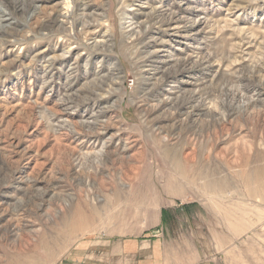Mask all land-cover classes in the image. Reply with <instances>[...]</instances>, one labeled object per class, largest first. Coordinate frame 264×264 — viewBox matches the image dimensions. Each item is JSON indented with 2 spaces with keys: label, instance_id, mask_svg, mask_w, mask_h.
Segmentation results:
<instances>
[{
  "label": "rangeland",
  "instance_id": "rangeland-1",
  "mask_svg": "<svg viewBox=\"0 0 264 264\" xmlns=\"http://www.w3.org/2000/svg\"><path fill=\"white\" fill-rule=\"evenodd\" d=\"M257 151L264 0H0V264H262Z\"/></svg>",
  "mask_w": 264,
  "mask_h": 264
},
{
  "label": "bare ground",
  "instance_id": "bare-ground-1",
  "mask_svg": "<svg viewBox=\"0 0 264 264\" xmlns=\"http://www.w3.org/2000/svg\"><path fill=\"white\" fill-rule=\"evenodd\" d=\"M264 158V152L262 151H257L256 152V156L255 158H249V157H242L239 158V160L236 162V166H239L241 168V171L238 173V175H232V176H227L228 178H221L218 177L217 174H215L214 172H218L219 171V165H217L214 168H212L211 175L209 178V183H207V185H202L205 186V192H208L209 195L211 193H217L221 188H223L225 186L226 182H229L231 184V182H233V186H236L237 182H245L246 183V189L247 190V196L249 197H255V196H260L262 199L264 197V162L263 161ZM216 165V164H215ZM214 165V166H215ZM213 166V167H214ZM206 167V166H205ZM212 167V166H211ZM210 167V168H211ZM198 168V167H197ZM201 169V168H200ZM214 169V172H213ZM182 170V168H181ZM204 170V169H203ZM181 172V171H180ZM202 172V170H201ZM212 172L214 173V175L212 174ZM183 174V173H182ZM199 176L198 173H196ZM219 174V173H218ZM204 175V174H203ZM180 176V175H179ZM168 177V185H171V182H178L180 183V186H186L185 185V181L183 182L182 179H185L182 175L180 177ZM196 180H197V176ZM189 178V177H188ZM194 178V176L192 177ZM177 179V180H175ZM180 179V180H179ZM194 180V179H193ZM192 180V181H193ZM205 179H203L204 181ZM181 181V182H180ZM198 181V180H197ZM207 181V180H206ZM205 181V183H206ZM194 183V182H193ZM196 183V182H195ZM173 184V183H172ZM190 184L188 183V186ZM195 186V185H194ZM193 186V187H194ZM198 186V185H197ZM196 186V187H197ZM187 187V186H186ZM202 188V187H201ZM224 191V190H223ZM203 193V192H202ZM208 195V194H207ZM214 197V196H213ZM257 200V199H256ZM216 201V200H215ZM227 201V200H226ZM233 202V201H232ZM227 203V202H226ZM225 203V204H226ZM235 203V202H233ZM220 204V203H219ZM236 206V205H235ZM237 208V207H236ZM239 208V207H238ZM224 209V208H223ZM222 210V209H221ZM225 213V212H224ZM236 213V212H235ZM228 216V214H226ZM239 215V214H238ZM88 218L83 219V222H87ZM254 220V219H253ZM82 223V226H84L85 224ZM223 223V222H222ZM235 223V222H234ZM226 228V227H225ZM231 233V232H230ZM262 239V238H261ZM264 243V242H263ZM262 243V244H263ZM264 247V246H263ZM189 258V256H188ZM177 259V258H176ZM180 259V257H179ZM182 259V258H181Z\"/></svg>",
  "mask_w": 264,
  "mask_h": 264
},
{
  "label": "crops",
  "instance_id": "crops-1",
  "mask_svg": "<svg viewBox=\"0 0 264 264\" xmlns=\"http://www.w3.org/2000/svg\"><path fill=\"white\" fill-rule=\"evenodd\" d=\"M158 240L147 239L142 242L121 243L113 246L107 254L102 249L101 255L87 254L84 259L85 264H168L165 259H161L160 251L163 246ZM264 264V259L261 261ZM204 264V263H195Z\"/></svg>",
  "mask_w": 264,
  "mask_h": 264
}]
</instances>
